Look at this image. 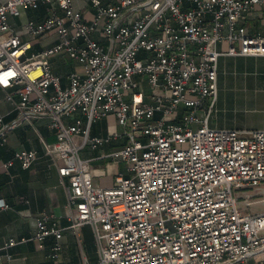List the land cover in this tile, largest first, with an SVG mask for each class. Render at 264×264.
I'll use <instances>...</instances> for the list:
<instances>
[{"label":"built area","instance_id":"obj_1","mask_svg":"<svg viewBox=\"0 0 264 264\" xmlns=\"http://www.w3.org/2000/svg\"><path fill=\"white\" fill-rule=\"evenodd\" d=\"M87 1L91 18L73 0L0 4V88L18 115L7 123L0 110V147L23 121L51 118L57 140L46 150L67 183L69 228L92 227L96 264H237L263 252L264 211L249 207L264 187V130L210 121L220 57L264 56V0ZM42 5L48 16L28 20L23 31L32 39L56 33L58 42L29 55L30 42L9 17ZM59 54L76 64L66 86L51 67ZM109 114L121 130L93 135ZM115 142L120 147L103 157L127 163L128 173L98 186L94 158L82 151ZM14 158L28 169L38 153ZM63 231L42 212L34 240L43 248ZM59 250L57 241L51 256Z\"/></svg>","mask_w":264,"mask_h":264},{"label":"crops","instance_id":"obj_2","mask_svg":"<svg viewBox=\"0 0 264 264\" xmlns=\"http://www.w3.org/2000/svg\"><path fill=\"white\" fill-rule=\"evenodd\" d=\"M6 0H0V4ZM106 2L111 0H105ZM76 9L87 18L93 16L94 9L87 0H73ZM49 5L36 10H26L20 16H10L9 22L31 44L29 55L39 53L58 42L56 33L32 39L23 31L28 20L41 21L50 11ZM62 14V11L58 9ZM52 71L68 83V75L76 64L67 54H59L51 59ZM218 94L211 115V125L221 129L264 130V56H221L218 65ZM7 90L0 88V110L7 123L18 115L12 103L6 100ZM49 116L34 117L23 121L7 132L6 144L0 147V264H96L98 252L93 229L83 225L79 229L69 228L70 216L74 214L68 202L67 183L62 181L58 171L59 161L48 154V144L56 142L55 132L50 127ZM121 127L113 114L94 123L92 134L107 136ZM117 142L96 150L86 148L82 151L84 159L94 158L91 171L98 186L109 187L115 176L125 173L122 161L103 157L111 149L119 148ZM19 150H35L38 159L25 169L14 158ZM13 161L11 166H5ZM95 163V167H93ZM128 171V167L126 168ZM53 214L58 224L64 228L62 237L50 236L41 248L34 240L36 219L40 213ZM15 239L18 244L3 249L6 242ZM60 243L59 255L53 258L52 248ZM11 254V259L7 258ZM237 264H264V251Z\"/></svg>","mask_w":264,"mask_h":264},{"label":"rangeland","instance_id":"obj_3","mask_svg":"<svg viewBox=\"0 0 264 264\" xmlns=\"http://www.w3.org/2000/svg\"><path fill=\"white\" fill-rule=\"evenodd\" d=\"M92 165L93 167L96 166L95 163H93ZM121 167L125 170V173H128V171L126 170V168L128 167L127 163L122 162ZM251 194L254 196V198L251 199L252 205L249 207V210L251 212L264 211V187L254 190Z\"/></svg>","mask_w":264,"mask_h":264},{"label":"clouds","instance_id":"obj_4","mask_svg":"<svg viewBox=\"0 0 264 264\" xmlns=\"http://www.w3.org/2000/svg\"><path fill=\"white\" fill-rule=\"evenodd\" d=\"M10 75V74H9ZM5 81H6V77L5 78H3Z\"/></svg>","mask_w":264,"mask_h":264}]
</instances>
